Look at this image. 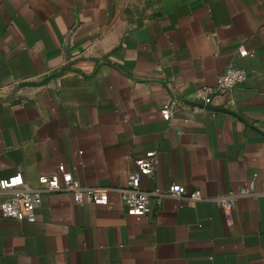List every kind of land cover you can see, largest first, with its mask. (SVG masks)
<instances>
[{
  "label": "crops",
  "instance_id": "obj_1",
  "mask_svg": "<svg viewBox=\"0 0 264 264\" xmlns=\"http://www.w3.org/2000/svg\"><path fill=\"white\" fill-rule=\"evenodd\" d=\"M228 64L248 71L232 104L214 96L228 111L162 118L168 95L189 101ZM0 88V177L34 188L63 163L110 188L106 204L55 190L35 221L0 215V264H264V0H0ZM150 150L143 189L181 183L202 199L126 214L119 189ZM254 174L228 222L215 197Z\"/></svg>",
  "mask_w": 264,
  "mask_h": 264
},
{
  "label": "built area",
  "instance_id": "obj_2",
  "mask_svg": "<svg viewBox=\"0 0 264 264\" xmlns=\"http://www.w3.org/2000/svg\"><path fill=\"white\" fill-rule=\"evenodd\" d=\"M238 54L241 57L249 55L248 49L240 45ZM248 78V71L244 67L228 64L218 75L215 85H201L194 91L192 98L188 101L175 95H168L160 108V113L165 121H171L175 114L186 105H191L195 110H206L211 105L214 96L226 95L228 104H232L230 98L233 89ZM22 82V81H21ZM20 82H14L11 87L15 88ZM2 88H0L1 92ZM226 104V108H227ZM159 159L157 151H147L143 156L135 159V169L128 173L126 185L119 189L121 205L128 215H147L152 212V200L161 202L165 197H186L194 202L202 199L199 190L187 191L181 183H172L166 189H153L147 191L141 187L142 176H152L155 173ZM58 173L51 175H40L39 185L30 187L22 174L18 171L6 177H0V215L27 221H35L36 211L41 203L42 194L49 191L63 190L71 194L74 203L91 202L93 204L108 203V191L110 188L104 186H86L73 176L65 168L63 163L57 166ZM256 174L253 175L249 187L242 188L237 192L219 194L215 200L221 204L226 220L231 222L232 210L235 201L240 196L252 193Z\"/></svg>",
  "mask_w": 264,
  "mask_h": 264
},
{
  "label": "water",
  "instance_id": "obj_3",
  "mask_svg": "<svg viewBox=\"0 0 264 264\" xmlns=\"http://www.w3.org/2000/svg\"><path fill=\"white\" fill-rule=\"evenodd\" d=\"M58 75V73L56 74H53L49 77H45L44 79H41L40 81H22L18 84V88H21V87H24V86H39V85H42L44 83H46L51 77L53 76H56ZM189 104H194L193 102L191 101H188ZM207 109H211V110H220V111H228L227 109H224V108H214V107H211V106H208Z\"/></svg>",
  "mask_w": 264,
  "mask_h": 264
}]
</instances>
